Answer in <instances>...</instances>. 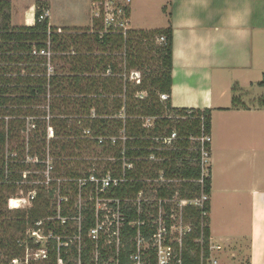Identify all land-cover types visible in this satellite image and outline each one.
Wrapping results in <instances>:
<instances>
[{
    "label": "trees",
    "instance_id": "trees-1",
    "mask_svg": "<svg viewBox=\"0 0 264 264\" xmlns=\"http://www.w3.org/2000/svg\"><path fill=\"white\" fill-rule=\"evenodd\" d=\"M44 9L39 2L34 26L13 27L11 2L0 0V252L7 257L0 264H25L28 249H41L26 236L39 222L68 247L54 241L47 259L29 264H136L139 240L143 264H159L162 229L169 264H208L210 201L202 208L191 202L212 191L201 165L212 110L172 107V27L101 36L97 21L94 30L40 22ZM156 38L164 40L159 47ZM132 73L143 74L140 84ZM164 94L169 102L160 101ZM239 102L235 96L233 107ZM258 105L264 108V97ZM107 177L113 182L101 192ZM19 191L31 207L9 209ZM99 198L122 216L119 248L111 236L89 238ZM175 209L188 227L181 236L173 231Z\"/></svg>",
    "mask_w": 264,
    "mask_h": 264
},
{
    "label": "crops",
    "instance_id": "crops-1",
    "mask_svg": "<svg viewBox=\"0 0 264 264\" xmlns=\"http://www.w3.org/2000/svg\"><path fill=\"white\" fill-rule=\"evenodd\" d=\"M6 1L13 27L34 26L39 2L50 14L59 5L90 10L89 25H53L49 16L51 27L92 23L91 0ZM130 20L135 31L172 27V107L212 110L211 256L264 264V92L256 91L264 89V0H133Z\"/></svg>",
    "mask_w": 264,
    "mask_h": 264
},
{
    "label": "built area",
    "instance_id": "built-area-1",
    "mask_svg": "<svg viewBox=\"0 0 264 264\" xmlns=\"http://www.w3.org/2000/svg\"><path fill=\"white\" fill-rule=\"evenodd\" d=\"M133 4V0H91V7H92V24H94V21L99 22L102 27H103V31L100 32V35H104L105 33H114V34H118L123 36L124 38L127 37L128 33L130 31H132V27H131V20H130V14H131V7ZM50 16V12L48 9H44L42 11V14L39 17V21L43 22L46 19H49ZM94 25H92L93 27ZM94 30V27H93ZM163 40V39H162ZM140 84V81L139 83ZM144 97V96H141ZM170 100V96L167 94L161 95L160 96V101L162 103H166L169 102ZM190 115V113H189ZM151 121L148 120L146 122L145 127H150ZM177 139L176 133H173L171 135V137L167 138L164 140V143L168 146H170L172 144V142L174 140ZM201 143H202V157H201V165L203 168V175L205 177L209 176V161H210V157H211V144H212V136L211 134L209 135H205L201 138ZM205 145H210V148L205 147ZM152 160H154V158H152ZM129 168H132V165H129ZM49 174V172H47V175ZM113 182L109 177L105 178L102 181V189L100 190L101 192L106 191L109 186L110 183ZM115 183V181H114ZM143 193L139 194V198L137 200V203H141L143 201ZM20 199H24L26 200V198H20ZM101 199V198H99ZM98 199V200H99ZM96 200V203L97 201ZM209 200V197L207 195H203L200 199H197L193 202H191V204H194L198 207H203L204 203L206 201ZM101 201H104L105 203H103V205L105 206V209H97V205H96V209H97V225L94 229H92L89 233V238L95 242H99L101 241L102 238L107 237L109 238H116V246L117 248H119V237H120V228L122 226V216L117 212V211H113V209L109 208V204L112 203V201L106 200V199H102ZM161 203V201H160ZM9 207H10V201H9ZM12 209V208H11ZM111 210V211H110ZM111 212V215L114 214H118L120 215V220L117 222L116 220H113L112 217H109L107 212ZM100 212H104L106 213L104 216H102V218L99 217V213ZM162 211L160 213V218L158 223L161 226V229L163 227V221H162ZM174 217L172 216V219ZM174 220V219H173ZM65 220H62V225L65 224ZM38 230H44L43 228V223L39 222L36 224ZM115 227V229L113 230V228ZM174 229V228H173ZM164 230L162 229L159 233V238L156 241V244L158 245V260H159V264H169L170 262V258L172 256V249L171 248H165L163 246L164 243ZM46 234V232H45ZM47 235V234H46ZM50 238H54L53 240L57 241L58 244V248L61 247H68V243H62L61 242V238H57L55 237L52 233L47 235ZM111 236V237H109ZM33 240V239H32ZM78 240H80V237H78ZM35 241V240H34ZM59 241V242H58ZM36 244H40L37 241H35ZM107 243V242H105ZM49 244V242H48ZM50 245V244H49ZM49 245L47 246V250H43L42 249V245H41V249L38 251H35V256L34 259L35 260H45L48 257V248ZM161 249L165 250V254H167V260H163L161 257H159V254L162 253ZM30 250V249H28ZM28 250L26 252H28ZM141 251V241L139 240V251L137 253V255L135 257H133L134 261L136 262V264H143L142 262V254L140 253ZM37 258V259H36ZM29 260L27 261L25 259V264H29ZM212 264H217L216 260H211ZM12 264H19L18 260H13Z\"/></svg>",
    "mask_w": 264,
    "mask_h": 264
},
{
    "label": "rangeland",
    "instance_id": "rangeland-1",
    "mask_svg": "<svg viewBox=\"0 0 264 264\" xmlns=\"http://www.w3.org/2000/svg\"><path fill=\"white\" fill-rule=\"evenodd\" d=\"M89 12H90V10H88V11L85 10V14L82 12L77 14L72 9L66 8L65 6H62V5H59L58 8L54 9L53 14H50V17L52 18L51 19L52 24H53V20H55V19L58 20L56 22H57V24H60V25H62V24H65V25L66 24H69V25L75 24V22L80 19V21L83 22L82 24L89 25L90 24V17H89L90 13ZM83 20H85V21H83ZM90 27H92V23H91ZM163 41L164 40H162V39L156 38L155 40H152L151 42L154 43V47H159ZM152 55L154 56L156 54L152 53ZM142 77H143L142 73H132L131 81H135L136 84H138L139 81L142 80ZM256 91L262 93V92H264V89L258 90V88H257ZM141 96H145V94H142ZM254 96L256 97V94ZM150 125H152V122L150 123ZM27 128H28L27 132L22 134V136H24L25 138H28L29 132L32 129L30 125H28ZM19 194L21 195L20 197L26 198V200L20 199V198L11 199L9 209L10 208H12V209H20V208L21 209H28L31 207V203L29 201V198L27 196H25L23 193H21V191H19ZM101 200L102 199H99L97 201V209H99V210L105 209V206L103 205V203H105V202L101 201ZM151 200H154V198H152ZM173 203L176 205V207L179 206L178 205L179 201L177 199H175L173 201ZM110 213L111 212H109V211L107 212L108 216L112 217L113 220H116L117 222L120 220V215H118V214L111 215ZM173 213H174L173 219L175 221V227H174L173 231H174V233H176L178 231L180 233V236H181L186 230H188V227H186L183 224L181 216L178 213V211H176V209L173 211ZM10 232L14 235H19V234H16L15 230L11 229ZM26 234H27L26 236L28 239H33V240L37 241L38 243H41L43 250H47V246L49 244L53 245L52 242L55 241V240H53L54 238L48 237L45 234L44 230H42V229L41 230L28 229ZM48 242H49V244H48ZM148 249H149V246H146L145 250L148 251ZM161 252L162 253L159 254V257H161L163 260H165V259L167 260L168 255L164 253L165 250L161 249ZM4 253H5L4 251L0 252V263H1V261H7L6 253L5 254ZM35 253H36L35 250H28V252H26V260L32 261L34 259V257H36ZM214 257H216L217 259L219 258L218 255L217 256L215 255ZM211 260H213L212 256H211L208 264H212ZM244 262L246 264V260ZM219 264H233V263L228 258L226 259V256L222 255V259L220 260Z\"/></svg>",
    "mask_w": 264,
    "mask_h": 264
}]
</instances>
